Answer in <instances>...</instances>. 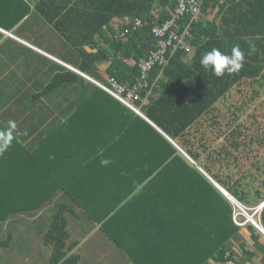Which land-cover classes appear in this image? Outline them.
<instances>
[{"label": "trees", "instance_id": "1", "mask_svg": "<svg viewBox=\"0 0 264 264\" xmlns=\"http://www.w3.org/2000/svg\"><path fill=\"white\" fill-rule=\"evenodd\" d=\"M15 1L26 4L23 0ZM55 1L42 0L41 4L49 6ZM73 1L68 0L61 8L64 13L56 29L79 53L80 60L74 67L100 82L113 77L127 86L133 85L140 74V61L156 49L154 24L164 23L174 15L176 0ZM201 9L198 23L190 17L179 21L192 30L190 52L169 51V63L150 72V86L143 91V96L151 100L145 115L174 141L234 86L244 79L259 78L264 72V0H202ZM41 12L49 21L55 20V15ZM126 17L141 18L147 25L115 40L122 29H114L112 24ZM237 45L245 53L240 72L217 77L202 67L203 53L217 48L230 55ZM250 45L255 46V51ZM103 62L108 66L101 75L96 65ZM69 84L83 86L71 113L70 126L75 133L81 130L84 145L93 150V155L81 162L86 165L83 171L73 169L74 173H69L80 179L78 185L65 184L62 173L50 170L37 175L25 170L19 180V203L14 198L8 203L0 201V230L17 213H41L42 217L54 210L44 240L53 248L50 264H78L79 256H69L77 244L67 246L69 216L77 208L91 216L99 212L101 231L134 264H217L225 253L237 251L241 253L240 260H232L233 264H247L256 257L264 262L258 253L264 254V235L251 223L246 228L237 226L235 206L147 121L94 83L65 68L54 75L38 96ZM158 84L163 85V90L153 98L154 85ZM136 104L142 106V102ZM121 107L123 113H119ZM83 117L85 125H80L79 119ZM230 125L231 139L239 148L247 138V130L237 120ZM139 126L140 139L136 136L134 143H130L134 144L133 149H139L137 163L153 165V170L145 172L126 167L135 163L129 158L133 150L128 149V132ZM145 129L153 137L147 147L142 139ZM192 158L198 163L196 157ZM72 159H68L70 164ZM97 159L101 170L89 169ZM229 166L227 170L234 173L237 166ZM213 179L241 202L237 188L231 187L232 177L224 180L216 174ZM79 194L85 201H80ZM59 195L74 201H61L56 198ZM53 199L60 203L46 211L48 201ZM253 212L251 209L249 213ZM259 221L264 227V210ZM242 236L248 237V243H243Z\"/></svg>", "mask_w": 264, "mask_h": 264}, {"label": "crops", "instance_id": "2", "mask_svg": "<svg viewBox=\"0 0 264 264\" xmlns=\"http://www.w3.org/2000/svg\"><path fill=\"white\" fill-rule=\"evenodd\" d=\"M1 1L5 2V0H0V130L8 128L9 121H14L16 128L13 130L12 146L0 155V201L2 199L8 203L14 198V202L19 203V180H22L20 175L25 173V170L37 175L50 170L58 174L62 173L65 184L78 185L80 179L69 173L73 169L77 172L83 171L82 168L86 165H82L81 162L86 160L88 155H93V150L87 149L84 145L85 138L79 133L81 130L75 133V128L70 126L71 113L78 103L82 85L69 84L51 94L38 96L44 92L51 79L62 68L79 75L82 73L74 67V63L80 60L79 53L56 29V23L64 13L61 8L68 0H56L49 6L41 4L42 0H23L26 4H20L15 0H9L8 3ZM41 10L48 13V16L55 15V20L49 21ZM58 12L61 13L57 14ZM133 21L134 18L130 17L116 20L112 28L124 30L132 25ZM107 66L106 62L99 63L96 65L97 71L103 75ZM153 89L154 94L151 96L158 97L163 85H154ZM150 101L149 96H143L142 108L136 105L140 113L132 111L168 139L190 163L194 166L201 165V172H205L210 177L212 184L233 205L220 189L228 191L213 179L216 174L224 180H230L232 177L231 187L237 188L241 202L229 192L228 194L238 203L246 206L249 212L263 204L260 213L253 212L255 220H260L264 210V146L261 143L258 147L251 148V146L264 138V131L260 127V121L264 119V72L259 78L244 79L234 86L209 112L195 121L175 141L145 115V108ZM118 110L119 113L124 112L122 107ZM234 120L243 124L247 130V138L239 148L233 143L230 134V124ZM79 122L80 125H85L86 118H80ZM141 128L139 126L136 131L135 129L129 131L127 137L128 144H131L128 149L131 147L133 154L132 157H129L128 153L126 155L135 163L127 164L126 167L135 172L153 170V165L137 163L139 149L132 148L135 137L139 139L141 137V132L138 131ZM143 133V145L147 147L153 137L146 129ZM131 141L133 143H130ZM71 157L73 159L70 164L68 159ZM95 157H97L96 150ZM192 157H196L198 163ZM98 161L97 159L89 169L98 171L101 168ZM232 164L237 166L233 169L234 173H231V169L227 170ZM56 198L71 204L74 201L62 195ZM79 199L85 201L84 196L80 194ZM55 203L60 202L55 199L49 200L46 207L52 208ZM82 212L76 208V213L69 216L71 221H69L70 234L67 246L77 244L69 256H79L78 264H131L130 258L121 250L123 257L120 256L117 251L120 249L118 244L101 231L99 212L93 213L92 216L86 214V211L84 214ZM33 214L36 213H17L4 223L3 229L0 230V264L51 263L53 248L44 241L50 230V223L46 220V214L43 215L44 217L40 216L41 213ZM30 216L33 220L38 217L31 225H24L20 221ZM83 219L89 221L88 226L81 224ZM260 225L262 226L261 223ZM247 226L248 224L243 228ZM262 228L264 229L263 226ZM242 237L243 243H248V237ZM114 252H117V256L110 259ZM237 252L235 255L240 259L241 253ZM258 253L260 257H264L260 251ZM247 264H264V262L256 257Z\"/></svg>", "mask_w": 264, "mask_h": 264}, {"label": "built area", "instance_id": "3", "mask_svg": "<svg viewBox=\"0 0 264 264\" xmlns=\"http://www.w3.org/2000/svg\"><path fill=\"white\" fill-rule=\"evenodd\" d=\"M201 5L202 0H176L174 15L164 23L154 24L152 33L156 40V49L150 51L148 57L140 61V74L133 85L127 86L113 77H107L106 82H100L91 79L83 73H79L117 99L127 108L140 113L136 103L143 101V91L147 90L150 86V72L156 67H163L169 63V51L190 52V41L194 39L192 30L190 27L185 28L180 25L179 21L181 18L190 17L193 23H198L201 18ZM146 25L147 23L141 18H135L132 25L120 31L114 38L115 40L124 39L133 34L137 29H142ZM233 205L237 209L234 215V222L237 226L245 227L248 223L252 224L253 220L260 224L259 220H255L254 214L260 213L263 204L254 209L253 215H251L242 204L238 203V205ZM232 260L239 261L240 259L237 255L227 252L224 258L217 264H233L231 262Z\"/></svg>", "mask_w": 264, "mask_h": 264}, {"label": "clouds", "instance_id": "4", "mask_svg": "<svg viewBox=\"0 0 264 264\" xmlns=\"http://www.w3.org/2000/svg\"><path fill=\"white\" fill-rule=\"evenodd\" d=\"M252 51H255V46L250 45ZM200 63L202 67L209 72H212L217 77L224 75H232L240 72L245 63V53L240 47L234 46L231 54L221 52L217 48H212L202 54ZM8 128L0 130V155L6 152L11 146L14 139L13 130L16 128L14 121L8 122Z\"/></svg>", "mask_w": 264, "mask_h": 264}, {"label": "rangeland", "instance_id": "5", "mask_svg": "<svg viewBox=\"0 0 264 264\" xmlns=\"http://www.w3.org/2000/svg\"><path fill=\"white\" fill-rule=\"evenodd\" d=\"M260 127H261V130L262 131H264V119L262 120V121H260ZM259 133H261V132H259ZM263 142V143H262ZM259 143H261L262 144V146H264V138H262V139H260V140H258V141H256V143H255V145H253V146H251V148H254V147H258V146H261V144H259ZM51 209V207L50 206H48V207H46V211H48V210H50ZM54 212H56V211H54V210H51V211H49V212H47V214H46V220L50 223V219H51V217L53 216V214H54ZM45 214V213H44ZM34 215H38V214H34ZM44 217V216H43ZM24 218H26V219H20V221L24 224V225H31V223H33V222H35V220L38 218H35V220H33L32 219V217L30 216L29 218L28 217H24ZM18 225H19V216H18ZM45 219V218H44ZM44 221V220H43ZM42 221V222H43ZM69 221H71V217H69ZM89 221H87L86 219H83V220H81V224H83V226L85 225V226H88V223ZM38 224H40V222L38 221ZM32 227V226H31ZM18 228H19V226H18ZM42 228V227H41ZM46 228H48V225H47V227ZM258 229V228H257ZM99 236H103V234H99ZM98 236V237H99ZM117 251L119 252V254H120V256L121 257H123L122 256V253H120V250H118L117 249ZM111 252V251H110ZM115 254L110 258V259H112V258H114V257H116L117 256V252H114ZM124 260H126V261H129L127 258H123ZM131 264H134L133 262L131 263Z\"/></svg>", "mask_w": 264, "mask_h": 264}, {"label": "water", "instance_id": "6", "mask_svg": "<svg viewBox=\"0 0 264 264\" xmlns=\"http://www.w3.org/2000/svg\"><path fill=\"white\" fill-rule=\"evenodd\" d=\"M196 166V168L197 169H199L200 171H202L201 170V168H200V166H198V165H195ZM208 179H210V177L205 173V172H202ZM218 185V184H217ZM218 188H220L219 187V185H218ZM221 191H223V193H225L226 194V196L231 200V202L233 203V204H237L238 205V202L236 201V199H234L233 197H231L229 194H228V192H226V191H224V190H222V188L220 189ZM250 218H251V220H252V217L250 216ZM256 228H258V230L264 235V229L262 228V226L260 225V224H258L256 221H254L253 220V223H252Z\"/></svg>", "mask_w": 264, "mask_h": 264}]
</instances>
